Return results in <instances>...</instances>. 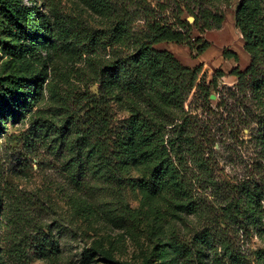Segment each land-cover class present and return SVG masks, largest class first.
Instances as JSON below:
<instances>
[{
	"label": "rangeland",
	"instance_id": "rangeland-1",
	"mask_svg": "<svg viewBox=\"0 0 264 264\" xmlns=\"http://www.w3.org/2000/svg\"><path fill=\"white\" fill-rule=\"evenodd\" d=\"M3 1L29 8L34 20L51 23L52 32L32 50L11 37L10 31L17 32L9 30L12 23L3 16L0 0V87L14 79L29 95L31 75L45 73L41 89L0 118V264H175L168 240L189 251L188 264H264V201L262 227L246 222L245 227L227 208L246 182L260 183L262 166L255 136L264 108L238 92L230 74L234 68L244 71L251 61L236 26L242 0ZM159 3H165L160 15L168 23L185 6L196 14H223L218 29H204L201 20L193 26L189 46H158L183 66L200 67L196 85H204L208 96L194 87L183 106L165 109L159 86L150 83L133 93L120 83L108 103L109 122L127 158L110 176L101 160L88 158L91 146L80 164L73 145L74 125L86 104L100 97V71L114 63L110 49L94 48L90 37L113 26L122 12L131 15V31L139 32L144 28L140 7L147 4L157 12ZM101 5L114 11L102 13ZM245 9L254 35L264 43V0H246ZM53 10L64 23L55 24ZM179 18L194 22L185 10ZM66 30L79 37L80 48ZM203 41L209 47L198 54ZM83 47L92 50L83 54ZM15 48L22 54H14ZM224 51L237 60L225 59ZM147 116L170 124L161 131L163 160L177 168L184 197L172 187L161 195L144 188L156 167L142 156L148 152V134L138 122Z\"/></svg>",
	"mask_w": 264,
	"mask_h": 264
},
{
	"label": "trees",
	"instance_id": "trees-1",
	"mask_svg": "<svg viewBox=\"0 0 264 264\" xmlns=\"http://www.w3.org/2000/svg\"><path fill=\"white\" fill-rule=\"evenodd\" d=\"M245 1L242 0L236 11V26L242 34L245 42L244 50L249 54L251 61L244 71L234 68L230 74L237 79L238 92L242 93L243 96L250 95L259 107L264 108V101L262 100V91L264 89V43L254 35V30L249 24L246 16ZM1 4L3 16L9 23H12L9 30L15 28L17 32L14 35L10 31L11 37L15 36L19 40L26 41L29 44L28 47L32 50H35L45 39L46 35L52 32L51 23L49 21L40 23L39 18L34 20L33 12L29 8H19L3 0ZM157 6L159 9L157 10L158 13L147 4L140 7L138 12L142 14L144 28L139 32L131 31V15L122 12V14L118 15L113 26L105 30L94 31L90 37L94 48L110 49L113 53L114 63L100 71V97L99 99L97 97L92 99L93 101L86 104L83 109L86 112L82 115L81 122L74 125L78 137L74 140L73 145L76 148V158L80 164L83 163L84 155L88 151L87 148L91 146L88 151V158L97 157L101 160L99 166L103 164V168H106L110 176L115 174L118 162L120 163L127 158L126 152L124 153L121 149L120 141L114 139L115 134L109 122L108 103L111 95L118 91L119 88H122L119 85L120 83H122V89H127L133 93L144 91L145 88L150 86V83L151 86H159L160 89L157 92V96L161 107L165 109L174 110L176 106H183L185 99L194 87H196L200 95L208 96V90L204 85L201 83L196 85L201 71L200 67L194 69L185 67L171 52L159 49L158 46L164 43L186 44L189 46L193 26H197L201 20L203 21L204 29H218L223 23V14L206 11L196 14L190 7L185 6L183 9H179L176 21L168 23L160 15L162 10H166L165 3H159ZM105 7L101 5L100 11L102 13L104 12L108 15L114 11L110 6L107 9ZM184 10L193 17L194 22L192 25L186 20L179 18V15H182ZM52 13L55 15L54 21L56 25L64 23V18L59 13L54 10ZM66 33L74 46L80 48V42L77 41L79 37L71 31L68 32L66 30ZM95 33H97L96 36ZM196 41L199 42V39ZM208 47L209 43L203 41L197 48V53H203ZM125 48L127 51H119L121 49L124 51ZM90 50L83 47L82 53L86 54ZM13 51L14 54H22V50H19V48H15ZM223 57L237 60V55L230 51H224ZM108 72L112 74L109 76ZM44 74L38 70L31 75L32 81L27 85L30 90L29 95L24 92L26 87L20 86L17 80L12 79L7 81L8 84H6L7 82L4 83L0 87V118L6 110L10 113L14 112L13 108L17 104L27 101L31 94L37 93L42 87ZM222 74L221 72L219 73L220 76ZM147 119L148 121H146ZM146 120L143 121L144 123L138 122L141 127L146 129L148 134V137H145L148 152L142 156L147 162L156 164V167L148 179L144 181V188L151 195H161L166 187H172L179 192L180 196L184 197L187 191H185V184L178 180L179 172L177 168L175 166L172 167V165L163 160L167 156V150L163 145L164 134L161 131H165V127L170 124L151 116H147ZM258 120L255 139L258 143L260 163L262 164L259 170L260 183L251 184L246 182L245 184H248L243 185V188L238 192V196L233 199V202L227 208L232 210V215L234 214L237 219L243 220L244 225L246 222L247 226L258 225L262 227L260 203L264 201V110L258 115ZM247 124V127H249L248 122ZM121 169H123L121 166L118 167V172ZM249 184L251 186L248 187ZM131 216L129 215L128 217ZM165 242H168L167 244L171 248V252L168 251V253L176 262L175 264H188L185 263V260L189 251L185 247L172 244L170 240ZM88 258L90 259V257Z\"/></svg>",
	"mask_w": 264,
	"mask_h": 264
},
{
	"label": "water",
	"instance_id": "water-1",
	"mask_svg": "<svg viewBox=\"0 0 264 264\" xmlns=\"http://www.w3.org/2000/svg\"><path fill=\"white\" fill-rule=\"evenodd\" d=\"M188 21H189V22H192V21H193V19H192V18H189V19H188Z\"/></svg>",
	"mask_w": 264,
	"mask_h": 264
}]
</instances>
